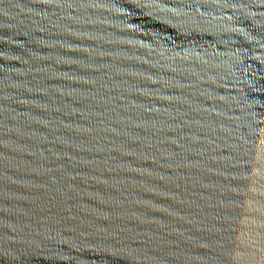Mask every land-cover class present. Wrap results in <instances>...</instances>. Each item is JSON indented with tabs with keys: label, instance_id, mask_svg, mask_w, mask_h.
<instances>
[{
	"label": "water",
	"instance_id": "1",
	"mask_svg": "<svg viewBox=\"0 0 264 264\" xmlns=\"http://www.w3.org/2000/svg\"><path fill=\"white\" fill-rule=\"evenodd\" d=\"M0 264H264V0H0Z\"/></svg>",
	"mask_w": 264,
	"mask_h": 264
}]
</instances>
